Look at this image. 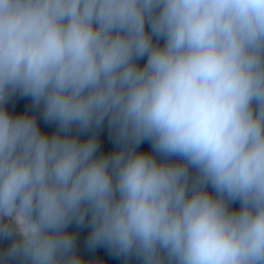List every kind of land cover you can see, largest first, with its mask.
<instances>
[{
	"label": "clouds",
	"instance_id": "9594fccd",
	"mask_svg": "<svg viewBox=\"0 0 264 264\" xmlns=\"http://www.w3.org/2000/svg\"><path fill=\"white\" fill-rule=\"evenodd\" d=\"M72 226L264 264V0H0V264H86Z\"/></svg>",
	"mask_w": 264,
	"mask_h": 264
},
{
	"label": "trees",
	"instance_id": "16d2710c",
	"mask_svg": "<svg viewBox=\"0 0 264 264\" xmlns=\"http://www.w3.org/2000/svg\"><path fill=\"white\" fill-rule=\"evenodd\" d=\"M30 104V101L25 100L23 102H17V100H13L10 102L6 107H8L10 112L15 113L18 110L23 111H30L28 108V105ZM41 128L51 132L54 130L53 126L44 125L42 122ZM99 138L101 140V151H111L115 149V145L111 142V140L108 137V130L105 125V128L99 133ZM141 148L143 150H150V145L145 143L141 145ZM235 207H238L237 205H234ZM70 231L77 232L78 239H77V251L78 253L84 258L86 264L87 262H95L99 259H103L106 264H138V261L135 259L125 261L123 258H118L112 255H109L107 249L103 247H98L95 250H90L86 246V238H87V229H76L75 226L70 227ZM7 242L0 243V247H6Z\"/></svg>",
	"mask_w": 264,
	"mask_h": 264
}]
</instances>
